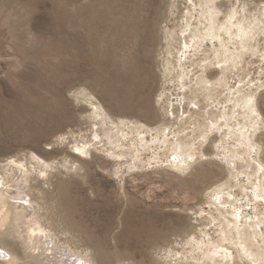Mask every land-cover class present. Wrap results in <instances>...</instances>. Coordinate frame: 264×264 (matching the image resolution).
Listing matches in <instances>:
<instances>
[{
  "label": "rangeland",
  "instance_id": "1",
  "mask_svg": "<svg viewBox=\"0 0 264 264\" xmlns=\"http://www.w3.org/2000/svg\"><path fill=\"white\" fill-rule=\"evenodd\" d=\"M193 1L0 0V165L25 164L51 187L39 200L46 228L98 264L208 263L201 240L227 245L235 264H264L262 237L245 239L251 260L243 239L221 232L264 220L255 197L264 188V0L232 1L251 27L230 45L224 72L219 42L184 57L182 29L208 31ZM253 125L249 154L235 136ZM94 129L90 155H74ZM104 136L132 153L112 159ZM177 142L195 152L187 164L175 159ZM231 154L238 161L227 165ZM12 221L0 244L20 256Z\"/></svg>",
  "mask_w": 264,
  "mask_h": 264
},
{
  "label": "bare ground",
  "instance_id": "2",
  "mask_svg": "<svg viewBox=\"0 0 264 264\" xmlns=\"http://www.w3.org/2000/svg\"><path fill=\"white\" fill-rule=\"evenodd\" d=\"M191 1L193 5H196V3H194L193 0ZM232 1L233 0H197L198 9H199L198 24L202 25L203 23H206V27H208V31L204 33H202L199 30L194 31V29L191 28L192 24L189 23L187 25L185 24L186 26L182 29L181 36L178 38L179 40L182 38L183 41L182 44L184 48L183 54L185 59L187 60L190 59V56H187V54L190 53V51H193L195 54L199 51L201 52L200 49H202L201 48L202 45L208 40H210V42L214 44L219 42L220 47L222 48L221 62H223L222 66L220 67V70L221 71L223 70L224 72L225 70L230 69V67L233 65L235 58L234 52L230 49V45L233 43L236 37H239L241 39L243 37L246 38L250 34L249 31L251 27L248 25V21L246 18L247 13H246L245 5L242 6V8L239 11H237L232 6L233 5ZM222 3L225 4L227 3L225 8H222ZM194 10L196 11V9ZM166 36H168V38H171L172 40L175 39L173 38L172 34H168V31H166ZM188 39H190V41H188ZM186 76L187 75L185 74L183 75L182 81L186 80L187 78ZM190 86L188 87L190 88ZM182 89L184 90L185 87H183ZM240 93H241L240 90L236 91L237 94L235 100L236 102H238L239 100ZM242 105L245 109H247V111L251 116L255 114V109L257 110V108L255 104L254 105L252 104V98L245 99ZM221 117H223L226 121L229 120L228 114L225 110L222 111ZM217 128H219V126H217ZM253 130H255L254 125L252 126V129L249 131L242 129V132L238 133L236 136L234 135L236 141L240 144L242 143L244 147H246V150H248L249 154L252 151L254 152V147H255L253 142L254 141ZM93 131H95V129ZM239 131L240 130H238V132ZM94 133H95L94 140L92 139L82 140L76 145H74V148L77 151V153H73L74 155H78V156L88 155V154L90 155L92 149L94 148V144L98 140H100V136H101L97 132V130ZM104 138L102 137V139L104 140L103 146H105L107 143V146L110 147L105 149L106 151L108 150L110 151L109 153L113 157L112 159H115L117 161L120 160L122 157L127 156L126 155L127 153L129 154L130 151L127 152L126 149H123V146L115 145L111 137L104 136ZM145 138H146L145 136L140 138L141 139L140 146L143 148L148 146V142ZM158 138H154V139L158 140ZM167 139L164 138L162 142L161 140L160 142L163 144L167 142ZM151 141H153V139ZM173 147H174L173 154L175 155L176 157L175 159L177 160L178 164H182V165L187 164L189 160L192 159L193 156L195 155L194 150H192L189 147H182L181 144L178 142ZM117 148H119L118 151L116 150ZM224 160L226 161L227 165H230L231 163H233L234 165L235 162L238 161L236 159V156L232 154L229 156L227 155L224 158ZM45 168L49 169L52 167L45 164ZM39 186L41 187L39 188ZM52 191L53 190H51V187L48 186L43 187V185H39V180L34 177V172L31 171V169H28L25 164H20V163L18 164L14 161L12 162L9 161L8 163L6 162L4 165H0V231L6 230L8 220L10 219V217H12L13 221H12V226L10 227L9 230V237L10 239L12 238V241L16 243L17 246H19V250H20L19 252H21V255L19 256L16 253H14V251H12L11 249L0 244V262H3L5 264L6 263L7 264H25V263L26 264L27 263L29 264H98L95 260L89 258L86 255L82 256L77 252H72L70 249L67 248V246H64L61 243V236H57L56 233L50 230L48 226L47 228L49 229L46 228L44 224L46 218L44 219V217L42 216L43 208L40 206L41 202H39V200L43 198L42 194L45 193L50 194V192ZM220 193L221 192H217V195H219ZM262 193H264V188H259L258 186H256L255 187L256 199L261 198L262 200H264V195ZM220 201L221 198L219 199V203ZM239 218L237 220H239ZM236 222L237 221L233 222L234 227L228 228L226 230L224 229L223 231H221L223 232V240H227V234L231 235L235 233L238 238L244 240V243L241 245V249H242L241 252L244 254V257L246 258L248 257L251 260H256L258 256H256L250 248L252 243L251 241H246V240L248 237H249L248 240L256 239L257 237H262V240L264 239L263 238L264 235L262 233V227H264V220L258 219V223H248V224L243 222L244 224H241V226L238 225V223ZM192 242L196 244V241H192ZM189 243L191 244V242ZM198 243L197 246L199 252L203 253L204 254L203 257H205L206 259L205 261H208V263L204 262L203 264H217L216 262L217 258L222 259V261L225 262L223 264H235L237 257L230 249L227 248V245L225 247L221 243L219 244L216 242L212 243L210 241H205V240H201ZM234 245L237 244L235 243ZM178 256L179 254L176 255V258ZM188 263L189 262L187 261L181 260V262H179L178 264H188Z\"/></svg>",
  "mask_w": 264,
  "mask_h": 264
}]
</instances>
